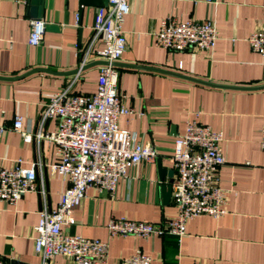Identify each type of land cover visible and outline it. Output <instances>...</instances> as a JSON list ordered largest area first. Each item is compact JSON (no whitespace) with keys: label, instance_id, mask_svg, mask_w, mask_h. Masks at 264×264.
Instances as JSON below:
<instances>
[{"label":"crops","instance_id":"obj_1","mask_svg":"<svg viewBox=\"0 0 264 264\" xmlns=\"http://www.w3.org/2000/svg\"><path fill=\"white\" fill-rule=\"evenodd\" d=\"M123 22L126 50L115 63L118 88L131 116L121 115L118 126L129 130L136 143H150L154 161L130 167L113 194L89 187L73 208L71 234L108 242L107 264H114L136 249L150 255L151 264H264V58L250 49L248 36L264 23V0H128ZM78 0H44L46 23L40 44L28 45V0H0V125L9 128L15 116L32 135L25 141L14 131L0 135V167L37 162L36 191L16 203L0 201V259L38 264L34 251L35 226L44 208H55L68 182L50 165L58 157L52 142L37 133L55 129L43 120L51 95L70 87L74 93L96 90L103 43L94 39L97 8ZM178 21L212 20L218 31L211 51L189 49L170 53L156 46L153 33L162 18ZM89 49L86 63L80 64ZM181 64V68H179ZM197 121L222 134L225 164L218 170V185L225 191V213L189 219L186 232L138 236H110L112 218L162 224L174 217L171 199L162 200L157 159L172 169L174 140L186 123ZM174 178V175H173ZM40 189H43V193ZM51 264H73L54 256Z\"/></svg>","mask_w":264,"mask_h":264},{"label":"built area","instance_id":"obj_2","mask_svg":"<svg viewBox=\"0 0 264 264\" xmlns=\"http://www.w3.org/2000/svg\"><path fill=\"white\" fill-rule=\"evenodd\" d=\"M211 1V0H206ZM94 39L103 45L96 57L104 61L98 67L96 90L92 93H74L70 87L55 91L43 111V120L53 119L55 129L37 133L52 142L57 162L50 165L51 172L60 173L68 182L58 205L44 208L35 226L34 251L38 264H51L57 255L67 256L73 264H107L108 242L66 232L74 223L72 210L89 187L113 194L120 179L130 167L141 161H154L158 153L150 143H136L129 130L118 126L121 115L135 112L125 105V96L118 88L115 63L126 50L123 22L129 12L128 0H108L107 6L96 7ZM46 21L30 20L28 45L40 44ZM218 31L212 20L196 21L192 18L178 21L165 17L153 33L156 46L170 53L189 49L211 51L216 45ZM250 49L264 58V23L247 38ZM89 49L80 67L86 63ZM179 64V68H181ZM14 131L25 141L32 135L22 128V119L15 116L8 129L0 125V135ZM222 134L197 121L186 123L185 131L174 140L170 163L174 170L171 201L176 208L174 217L162 224L112 218L106 228L110 236H138L165 233L181 237L189 219L206 214L219 217L225 213V191L218 185V170L226 160L221 146ZM260 146L264 149V123L260 127ZM37 162L23 166L17 159L13 167H0V201L16 203L25 193L36 191ZM43 193V189H40ZM151 257L141 249L114 264H151ZM0 264H17L0 259Z\"/></svg>","mask_w":264,"mask_h":264},{"label":"water","instance_id":"obj_3","mask_svg":"<svg viewBox=\"0 0 264 264\" xmlns=\"http://www.w3.org/2000/svg\"><path fill=\"white\" fill-rule=\"evenodd\" d=\"M29 1V14L31 19H41L44 17V0H28ZM79 9H78V17L80 18L82 13V7L83 6H90V7H101V6H107L108 0H78ZM51 29V30H57L58 27L56 25L46 23L44 30ZM100 64H103L104 61H100ZM157 165H158V175L160 181L164 179L165 176H168L169 179L166 183L162 184L160 186L161 188V194H162V200L165 204H168L171 199L172 194V183H173V175L174 170L173 169H167L162 167L161 160L157 159ZM17 264H22L17 261H12Z\"/></svg>","mask_w":264,"mask_h":264}]
</instances>
